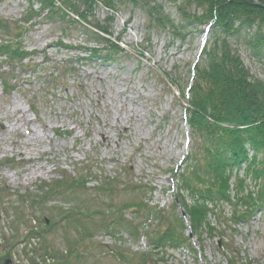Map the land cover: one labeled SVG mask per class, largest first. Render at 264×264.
<instances>
[{"label": "rangeland", "instance_id": "obj_1", "mask_svg": "<svg viewBox=\"0 0 264 264\" xmlns=\"http://www.w3.org/2000/svg\"><path fill=\"white\" fill-rule=\"evenodd\" d=\"M155 2L183 24L179 1ZM27 7V0L0 1V21L10 33H0V42L23 26ZM33 8L39 11L37 3ZM106 14L101 6L95 10L100 20ZM110 28L111 39L118 38L123 51L107 62L59 45L79 37L64 35L36 17L22 30L20 45L28 57L19 62L0 56V264H264L262 207L241 221L224 203V212L209 216L213 233L192 236L185 225V244L153 249V235L165 224L176 226L183 215L188 222L175 197L191 150L187 90L196 79L192 67L202 59L204 25L185 26L181 40L149 26L141 8L120 5ZM239 54L250 73L264 81V61L243 46ZM21 80L25 82L15 90L5 89V81ZM243 175L240 169L239 178ZM106 176L117 180L114 190L99 189ZM59 179L81 184L42 199ZM245 182L256 191L249 178ZM129 202L147 207L143 213L133 205L113 210ZM104 207L110 209L106 215L87 212ZM153 207L161 212L149 220L146 209ZM119 215L125 226L111 233L112 219Z\"/></svg>", "mask_w": 264, "mask_h": 264}, {"label": "trees", "instance_id": "obj_2", "mask_svg": "<svg viewBox=\"0 0 264 264\" xmlns=\"http://www.w3.org/2000/svg\"><path fill=\"white\" fill-rule=\"evenodd\" d=\"M172 1H179L177 8L183 24L175 23L155 0H27L28 16L23 19V26L17 27V33L12 38L1 40L0 56L19 62L27 57V51L20 45L21 35L34 17L51 22L64 35L79 37L70 44L60 40L59 45L86 52L88 58L102 62L113 60L123 51L119 39H111L110 27L117 6L141 8L149 26L168 31L181 40L186 37L182 32L185 26L210 24L211 43L205 44L202 49L201 62L194 66L196 79L189 89L190 109L186 121L191 128V150L179 174L180 194L175 197L186 211L191 233L202 236L204 232L213 233L216 230L209 216L224 212V203L231 205L233 218L241 221L251 217L254 210L264 207V81L250 73L239 54V47L243 46L255 60L264 61V0H257L261 5H256L254 0ZM34 3L38 4L39 11L33 8ZM98 6L107 11L102 20L95 16ZM190 7H193V11L188 10ZM0 33L10 34L5 22L0 21ZM91 42L94 45L88 48ZM249 150H252L251 156ZM243 165L244 175L239 178L238 171ZM232 173H235L237 180L233 183L234 193L230 195L229 179ZM247 178L257 187L255 192L250 191V186L245 182ZM102 180L99 185L101 191L114 190L117 180L107 177ZM64 181H54L48 193L53 194L55 190L54 194L62 193L66 188L78 184L74 179L67 185ZM186 196L191 203H188ZM132 205L137 213H143V208L147 207L144 202H129L113 210L122 212ZM104 208L87 212H103L106 215L104 212L110 209ZM146 210L149 220L156 212H161L154 207ZM117 219H112L110 229L125 226L122 215ZM165 225L166 228L153 235L157 237L151 244L154 250L165 249L187 239L183 236L185 227L181 220L176 226L174 222ZM176 228L178 230L174 231ZM136 229L133 230L137 232ZM90 234L88 230L85 232L87 237ZM145 256L147 252L141 254L142 260ZM233 264L252 263L246 260L233 261Z\"/></svg>", "mask_w": 264, "mask_h": 264}, {"label": "bare ground", "instance_id": "obj_3", "mask_svg": "<svg viewBox=\"0 0 264 264\" xmlns=\"http://www.w3.org/2000/svg\"><path fill=\"white\" fill-rule=\"evenodd\" d=\"M118 123L120 124V122H118ZM105 142H106V144H109V137L108 136L106 137V141Z\"/></svg>", "mask_w": 264, "mask_h": 264}, {"label": "water", "instance_id": "obj_4", "mask_svg": "<svg viewBox=\"0 0 264 264\" xmlns=\"http://www.w3.org/2000/svg\"><path fill=\"white\" fill-rule=\"evenodd\" d=\"M254 3H255L256 5H261V3H259L257 0H254Z\"/></svg>", "mask_w": 264, "mask_h": 264}]
</instances>
